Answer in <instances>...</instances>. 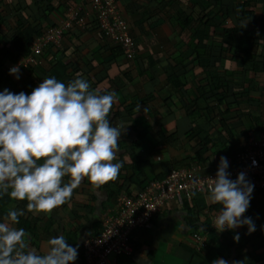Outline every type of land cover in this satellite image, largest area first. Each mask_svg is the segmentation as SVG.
Instances as JSON below:
<instances>
[{"label": "crops", "instance_id": "0c3cea01", "mask_svg": "<svg viewBox=\"0 0 264 264\" xmlns=\"http://www.w3.org/2000/svg\"><path fill=\"white\" fill-rule=\"evenodd\" d=\"M117 4L136 43L134 59L124 56L97 29L69 32L61 47L36 57L32 67L19 69V79L9 74L17 62L0 52L7 73L0 92L30 94L43 79L55 77L66 85L83 78L92 90L117 95L109 120L124 131L113 161L123 164L115 181L97 188L85 178L67 203L47 214L34 215L27 211L26 200L0 196V222L9 209L24 210L13 226L30 234L31 247L43 253L48 239L63 234L78 249L72 264L80 263L83 241L100 235L105 216L114 212L121 193L135 194L192 163L198 149L190 136L196 126L202 130L198 136L206 135L211 141L204 154L209 165L221 156L233 155L249 132L264 130V0H250L244 6L230 0H117ZM72 6L89 11V5L79 0H0V48L16 38L19 20L36 34L44 33ZM200 18L208 21L201 40L195 29L203 28ZM201 41L204 47H199ZM212 77L228 84V99L216 106L219 113L229 108V114L235 116L226 122L227 131L219 121L208 125L196 109L215 106L209 101L195 102L199 88L207 87ZM174 81L175 87L171 85ZM190 104L189 111L185 107ZM249 118H258L259 127L247 131ZM133 157L142 162L135 166ZM218 208L208 195L182 205L169 204L149 226L132 233L133 254L119 257L117 264H145V260L147 264H212L217 258L228 264H264L260 237L243 244L246 225L225 233L213 231L210 216ZM245 216L252 218L256 231L264 232L263 193L252 194ZM196 229L204 234V229L210 231L202 251L193 238ZM237 233L240 239L235 242Z\"/></svg>", "mask_w": 264, "mask_h": 264}, {"label": "clouds", "instance_id": "9594fccd", "mask_svg": "<svg viewBox=\"0 0 264 264\" xmlns=\"http://www.w3.org/2000/svg\"><path fill=\"white\" fill-rule=\"evenodd\" d=\"M9 74L19 79V66ZM116 102L115 92L101 94L83 78L67 85L45 78L30 94L0 92V196L26 200L27 211L34 215L47 214L67 203L85 178L97 188L115 181L123 164L113 161L124 131L109 120ZM228 167L221 156L215 178H209L208 199L222 206L213 226L223 232L246 225L251 234L255 224L244 214L254 184L244 172L230 179ZM24 214L9 209L0 222V264H72L78 258V249L63 234L48 239L43 253L32 248L30 234L13 226ZM233 239L238 242L239 234ZM212 264L228 262L217 258Z\"/></svg>", "mask_w": 264, "mask_h": 264}, {"label": "built area", "instance_id": "2783aa9c", "mask_svg": "<svg viewBox=\"0 0 264 264\" xmlns=\"http://www.w3.org/2000/svg\"><path fill=\"white\" fill-rule=\"evenodd\" d=\"M79 1L89 5V11H84L80 6L69 7L58 24L34 38L29 46L30 53L21 57L15 66H19V69L30 68L35 65L36 57L51 48L61 47L69 32L87 33L91 29H97L120 47L128 59L135 58L136 43L127 21L121 15L117 0ZM231 1L244 4L250 0ZM226 158L230 179L235 180L240 172H244L254 184L252 194L264 190V131L248 133L234 156ZM219 161L204 167L194 162L189 168L171 171L164 178L148 183L135 194L121 193L116 198L114 212L106 214L100 235L83 241L79 264H117L119 257L131 256L134 251L131 235L134 231L149 226L155 216L173 202L182 205L190 203L196 196L208 195L209 178H215ZM221 207L219 205L218 210L211 212L210 226L213 231H217L213 223ZM204 230L207 234L203 231L193 234L198 251L205 249L208 244L207 235L210 231Z\"/></svg>", "mask_w": 264, "mask_h": 264}, {"label": "trees", "instance_id": "16d2710c", "mask_svg": "<svg viewBox=\"0 0 264 264\" xmlns=\"http://www.w3.org/2000/svg\"><path fill=\"white\" fill-rule=\"evenodd\" d=\"M247 3L243 4V6L246 5ZM1 22H2V16L0 14V23ZM207 24H208V21H204V19L200 18L199 25L203 26V28H201V29L195 28V29H197L196 34L199 35V36H197L199 40L202 39L205 30L208 28ZM17 29H18V35L15 36L16 38L12 42L8 43L7 46L0 48V52H3L5 57L14 63L18 62L21 57L27 56L30 53L29 46H30L31 42L34 40V38L38 35L35 33L34 29L30 25L26 26L20 20H19ZM201 46L204 47L202 44V41L199 43V47H201ZM196 47H198V46H196ZM2 68H3V62L0 61V83H2L7 77V73H5V71H3ZM171 85H173V87H175L177 85V83H175V81H174L171 83ZM227 90H228V84L223 79L220 80L218 77H216V78L212 77L210 80V83L207 85V87L199 88V91L196 94L198 96L197 97L198 99L195 101V102H198V100H202L203 103H207L208 101H209V104L214 103V105H215L214 107L213 106H207V107L206 106H204V107L200 106L199 108H196V109L198 111H201L204 114L206 123H208V125L211 123H214V121H219L218 124H220L222 129H224L226 131L229 128V125L226 122L230 118L234 119L235 116L229 114V110H230L229 108L227 110H225L224 114L219 113L218 109H217L218 107L216 108V106L224 104L225 101L228 99ZM242 98H243L244 102H246L248 100L247 95L244 93L242 95ZM185 108H187L189 110L190 108H192V104L186 105ZM249 119L251 122L249 123V126L246 128L247 131L254 130L255 128H257V126L259 127L258 118H249ZM260 127H261V125H260ZM198 131L202 132V130L199 128V126H196L193 133H191V136H190L191 140H195L196 148L198 150L195 152V155L192 158L193 159L192 163L189 164V166L186 168H189L194 162H197L198 165H201L203 167L205 165H208L207 162L209 160L204 158V154H206V147L208 144H210L211 141L209 140V138L206 135L198 136ZM262 131H264V130H262ZM262 131L257 130V131H251V132H262ZM251 132H249V133H251ZM175 138L176 137H174V139ZM175 141H178V139H175ZM234 154L233 155H227V156L233 157ZM132 159H133V164L135 166H137L138 164H140L142 162V161H140V159H137L136 157H133ZM186 168H183V169H186ZM259 193L264 194V190L260 191ZM245 228L247 230V226ZM196 231H199V230L196 229ZM259 237L264 241V232H262V231L258 232L256 230L254 232H252L251 234H248V232H247V234L243 236V244L248 242V241L256 240ZM260 238H259V240H260Z\"/></svg>", "mask_w": 264, "mask_h": 264}, {"label": "rangeland", "instance_id": "374dc122", "mask_svg": "<svg viewBox=\"0 0 264 264\" xmlns=\"http://www.w3.org/2000/svg\"><path fill=\"white\" fill-rule=\"evenodd\" d=\"M189 137V136H188Z\"/></svg>", "mask_w": 264, "mask_h": 264}]
</instances>
